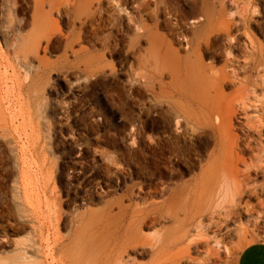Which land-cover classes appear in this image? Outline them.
<instances>
[{
	"label": "rangeland",
	"instance_id": "1",
	"mask_svg": "<svg viewBox=\"0 0 264 264\" xmlns=\"http://www.w3.org/2000/svg\"><path fill=\"white\" fill-rule=\"evenodd\" d=\"M36 1L49 12L50 31L47 36L37 35L32 56L41 57L48 68L40 74L44 82L38 90L20 97L26 111L23 119L13 122L4 137L0 135V237L5 231L11 242L0 245V264H12L16 253L33 243L38 253H27L29 264H71L65 256L63 261L55 256V241L67 244L91 212L107 203L115 212L118 202L142 210L136 226L142 242L118 249L115 236H108L101 240L106 249L96 258L89 255L76 264H151L156 238L165 227L170 229L169 240L175 241L166 264H236L244 246L264 241V172L255 171L261 163L252 161L254 152L244 147L264 145V127L261 133L249 131L240 140L249 167H239L249 178L226 223L215 214L193 212H179L181 223L155 222L148 213L149 203L159 202L176 185L199 175L214 147L212 131L188 142L179 153L157 149L163 177L153 175L150 139L163 125L151 122L147 87L127 83L135 77L138 54H143L146 41L133 47L132 34L124 24L108 22V10L120 12L116 0H104L93 21L85 23H81L85 8L65 5L51 10L50 0H9L0 6V23L15 27L5 37L9 47L18 36L35 31ZM219 1L231 22L230 35H213L209 47H203V58L215 69L229 65L225 70L231 81L223 84L225 93L239 82L255 81L256 94L264 99V0ZM159 32L173 37L175 46L181 42L169 30L159 28ZM96 54L101 55V71L90 76L82 60ZM254 57L260 62L257 68L249 66ZM258 113L264 118V107ZM241 117L237 115L235 121H243ZM165 130L172 132L167 126ZM4 139L10 140L11 148Z\"/></svg>",
	"mask_w": 264,
	"mask_h": 264
},
{
	"label": "bare ground",
	"instance_id": "2",
	"mask_svg": "<svg viewBox=\"0 0 264 264\" xmlns=\"http://www.w3.org/2000/svg\"><path fill=\"white\" fill-rule=\"evenodd\" d=\"M6 1L9 0H0V6L5 7ZM103 1L50 0L48 5L51 10H60L65 5H71L75 9L85 8L87 10L81 22L85 23L93 21ZM116 1L119 3L120 12L115 14L108 10V22L119 21L124 24L126 31L132 34L130 43L133 47L141 40L147 43L143 54H138L135 77L128 79L127 83L131 87H147L150 95L149 110L153 115L151 122H160L163 125L161 129L155 130L150 139L153 175L161 176L157 149L167 148L172 153H179L188 142L192 143L207 130L212 131L214 137L213 150L209 156L207 154L208 161L200 167L199 175L186 184L176 185L159 202H150L148 213L155 222L159 219H170L181 223L179 212H193L200 216L204 213L215 214L226 223L242 192L243 183L249 178L239 167H249L243 157L240 140L249 131L261 133L264 118L258 112L263 110L264 99L256 94L258 84L255 81H247L246 84L239 82L236 88L225 93L223 84L231 81L225 70L229 65L225 63L215 69L203 58V47H209L213 35H230L231 22L225 18L224 4L219 0ZM40 3L34 2L32 19L35 31L25 37L18 36L11 47L5 37L13 33L15 27L0 23V34L4 35L0 39L1 137L10 131L13 122L23 119L26 114L20 102L22 94L38 90V85L44 82L40 74L45 73L48 66L42 62L41 57L32 56L36 49L34 43L37 35L47 36L50 31L47 24L49 12L44 11ZM159 28L169 30L170 35L179 37L181 42H178V46H175L173 37L160 33ZM18 40L21 43H16ZM254 43H251L252 49H255ZM100 56L96 54L83 58V66L88 75L96 76L100 73ZM259 65L256 57L249 64L252 68ZM166 75L168 80H165ZM239 114L243 121H235ZM18 124L15 128L19 127ZM165 126L172 128V132L168 133ZM132 129L137 131L134 125ZM4 143L11 148L10 140L4 139ZM251 146L244 144L245 148L254 152L252 161L262 164L255 171L263 173L264 145H259L257 149ZM228 202L230 204L227 205ZM141 213L142 210L130 209L122 202L117 203V211L113 212L107 203L103 209L89 214L85 224L76 229L70 242L60 244L55 241L54 246L58 252L55 256L62 261L65 256L71 264H76L89 255L94 259L100 250L106 249L101 240L108 236H115L118 249L136 246L142 242V237L136 230ZM111 226H114L113 230H110ZM9 230L16 231L13 226ZM169 230L168 227L163 228L161 235L156 238L151 264H166L169 261L168 252L175 243L174 240H169ZM119 231L120 235L117 234ZM1 232L0 245H10L5 231ZM49 239L50 236H47L46 240ZM37 249L33 243L24 252L18 251L12 264H29L27 253H38Z\"/></svg>",
	"mask_w": 264,
	"mask_h": 264
},
{
	"label": "crops",
	"instance_id": "3",
	"mask_svg": "<svg viewBox=\"0 0 264 264\" xmlns=\"http://www.w3.org/2000/svg\"><path fill=\"white\" fill-rule=\"evenodd\" d=\"M236 264H264V241L244 246L237 256Z\"/></svg>",
	"mask_w": 264,
	"mask_h": 264
}]
</instances>
